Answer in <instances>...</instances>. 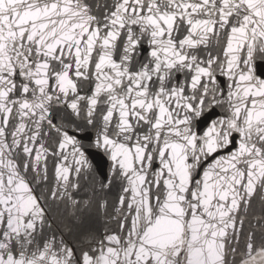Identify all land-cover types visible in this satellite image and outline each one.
Segmentation results:
<instances>
[{"label":"snow or ice","instance_id":"snow-or-ice-1","mask_svg":"<svg viewBox=\"0 0 264 264\" xmlns=\"http://www.w3.org/2000/svg\"><path fill=\"white\" fill-rule=\"evenodd\" d=\"M0 264H264V0H0Z\"/></svg>","mask_w":264,"mask_h":264}]
</instances>
